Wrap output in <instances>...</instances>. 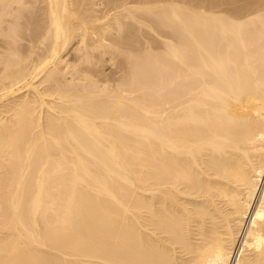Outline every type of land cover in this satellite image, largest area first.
<instances>
[{
	"label": "bare ground",
	"instance_id": "bare-ground-1",
	"mask_svg": "<svg viewBox=\"0 0 264 264\" xmlns=\"http://www.w3.org/2000/svg\"><path fill=\"white\" fill-rule=\"evenodd\" d=\"M98 3L0 0V264H264V0Z\"/></svg>",
	"mask_w": 264,
	"mask_h": 264
},
{
	"label": "rangeland",
	"instance_id": "rangeland-1",
	"mask_svg": "<svg viewBox=\"0 0 264 264\" xmlns=\"http://www.w3.org/2000/svg\"><path fill=\"white\" fill-rule=\"evenodd\" d=\"M96 2H99L100 3V1H102V0H95ZM201 0H194V2L195 3H199ZM98 3V4H99ZM103 5V3H100V8H101V6ZM99 6V5H98ZM104 6V5H103ZM103 6H102V8H103ZM101 8V9H102ZM126 20H128V18H126ZM126 22V21H125ZM137 25H135V31L137 30L138 31V33H136V34H138L139 35V37H137L136 35L135 36H133V38H135V39H137V40H139L140 41V43H142L143 44V48H144V50L143 51H145L146 50V47L149 45V43H151V44H153L154 43V45H155V47L153 48V51L154 50H158L159 48L157 47V46H159L160 44H161V42H162V37H160L156 32H154L153 30H151V29H148L147 27H144V26H142V33H140L139 31H140V29H141V26H137ZM144 27V28H143ZM113 30H114V28H113ZM113 30H111L110 31V33H108L107 35L108 36H110V38L111 37H113L114 35V32H112ZM150 39V40H149ZM149 42V43H148ZM153 42V43H152ZM71 44H73V43H71ZM70 44V47L68 48V50L64 53V55H65V57H66V60H70L69 62L70 63H75V61H76V63H79L80 64V60L82 61V59H80L79 58V56L77 55V54H79V53H77L78 52V50L77 51H75L77 48V45L76 44H78V43H75L74 42V46L73 45H71ZM74 47H75V49H74ZM81 50H82V48H80ZM102 49V48H101ZM111 49V48H110ZM81 50H80V53H81ZM83 50H85V49H83ZM87 50V49H86ZM90 50H92V52H93V54H95L94 55V57L92 56V52L90 53L91 54V56L92 57H90V58H94V59H92L91 61V64L95 61V60H97V63H96V61L92 64V65H88L87 64V62L90 64V58H89V60H87V62H85V64L87 65V67L89 66V68L90 67H93L94 69H96V70H100L101 71V73L100 72H97V77L99 76L98 74H100V76H103V74H107L106 76L107 77H110V78H112L113 79V81H116L115 80V78L116 77H118L119 78V76L121 77V75L124 73V71H125V68H126V66L128 65V60L126 61V58L124 57V55L123 54H117V56H116V58L115 59H112V58H110V56H111V53H109V52H107V53H102V55L100 54L101 52L99 51L100 49H90ZM95 50V51H94ZM113 50V49H112ZM111 50V51H112ZM95 52V53H94ZM113 52V51H112ZM82 53H84L83 51H82ZM99 54L100 56H98L97 57V55ZM80 56H82V58H83V55H81L80 54ZM102 56V57H101ZM75 57H77L78 59H76ZM101 57V59H99ZM123 58V59H122ZM76 59V60H75ZM112 61H111V60ZM122 59V60H121ZM74 60V61H73ZM99 60H101V61H99ZM121 61V63H119L120 61ZM83 61H86V60H83ZM124 61V62H123ZM96 63V64H95ZM124 63V64H123ZM125 63H126V65H125ZM78 64V65H79ZM82 64V63H81ZM85 64L83 65V66H85ZM94 65V66H93ZM97 66V67H96ZM125 66V68H124V71H123V67ZM82 67V66H81ZM97 68H99V69H97ZM96 72V71H95ZM94 72V73H95ZM113 76H112V75ZM99 76V77H100ZM104 77V76H103ZM103 77H102V79H103ZM105 78L104 77V80H106L107 79V81H108V79L109 78ZM118 78H116V79H118ZM99 79H101V78H99ZM104 80H101V81H104ZM111 80V79H110ZM110 80L108 81L110 84L112 83L113 84V81L111 80V82H110ZM117 82H118V80H117ZM117 82H114V83H117Z\"/></svg>",
	"mask_w": 264,
	"mask_h": 264
}]
</instances>
